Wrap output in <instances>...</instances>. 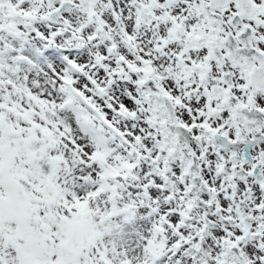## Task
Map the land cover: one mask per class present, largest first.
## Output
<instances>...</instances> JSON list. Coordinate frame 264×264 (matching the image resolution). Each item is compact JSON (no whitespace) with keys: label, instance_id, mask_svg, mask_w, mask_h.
<instances>
[{"label":"snow or ice","instance_id":"snow-or-ice-1","mask_svg":"<svg viewBox=\"0 0 264 264\" xmlns=\"http://www.w3.org/2000/svg\"><path fill=\"white\" fill-rule=\"evenodd\" d=\"M0 264H264V0H0Z\"/></svg>","mask_w":264,"mask_h":264}]
</instances>
